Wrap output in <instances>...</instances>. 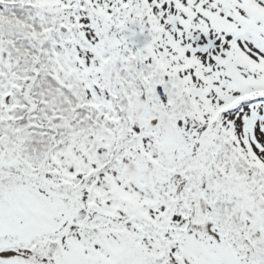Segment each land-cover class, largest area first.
<instances>
[{
	"label": "snow or ice",
	"instance_id": "1",
	"mask_svg": "<svg viewBox=\"0 0 264 264\" xmlns=\"http://www.w3.org/2000/svg\"><path fill=\"white\" fill-rule=\"evenodd\" d=\"M0 264H264V0H0Z\"/></svg>",
	"mask_w": 264,
	"mask_h": 264
}]
</instances>
